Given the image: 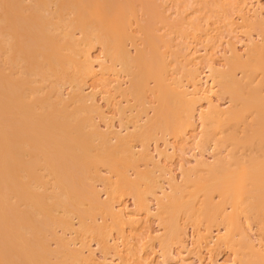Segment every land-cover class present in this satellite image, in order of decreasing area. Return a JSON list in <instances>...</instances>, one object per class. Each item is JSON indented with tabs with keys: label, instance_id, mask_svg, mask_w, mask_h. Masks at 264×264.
<instances>
[{
	"label": "bare ground",
	"instance_id": "6f19581e",
	"mask_svg": "<svg viewBox=\"0 0 264 264\" xmlns=\"http://www.w3.org/2000/svg\"><path fill=\"white\" fill-rule=\"evenodd\" d=\"M137 1L139 2L135 0H120V2L117 0H0V264L75 263V253L67 247L70 246L67 243L70 239L58 234L57 228L73 226L72 216L77 215L81 225L78 230L82 228V233L93 231L94 234L95 231L100 230L97 223L90 219L89 213L86 212L87 208H81L83 198L88 200L86 203L89 205H87L89 210L91 207L90 211L99 210L101 214L116 219L115 222H122L126 217L125 209L115 208L112 203H108L111 202L110 200L101 201L97 189L92 188L90 181L96 178V170L99 171L98 163L105 161L108 171L115 174L116 180L118 178V183L115 181L114 186L110 183L108 185L104 180V184L108 185H104L108 187H106L107 194L113 196L111 194L116 193L117 189L121 188L120 185L123 188L129 187L130 178L125 175L124 170L122 171L121 161L130 154H127L125 149L128 148L127 151L130 152L133 149L129 148L128 137L121 135L122 130L112 131L115 134L109 133L112 135L110 137L107 135L108 132L104 133L106 131L103 132L104 134L101 133L98 123H95L97 120H94L92 114L97 111L102 112L101 109L99 112L100 106L95 104L94 93L88 94L84 91L85 82L92 78H97L106 85L102 77L109 71L115 72L117 66L119 72L130 75L132 91L139 96L147 87L148 80L145 77L149 76L156 82L160 106L155 109V119H153H157L156 123L152 120L151 122L164 125L163 118L167 114L162 116L163 107L166 106V98L172 95L174 104L176 102L175 106L180 105L172 110L176 114L174 116H177H173L176 122L172 124V121L170 128L169 122L167 125L165 121L166 126L162 127L163 130H170L166 132L177 137L187 132H184L186 127L187 130L188 127H192L193 130L195 125V129L201 128L197 146L210 143V140L211 143L214 140L217 147L232 145L233 149L226 156L217 148L219 151L215 157L216 161L211 164L195 158L198 164H201L205 176L203 181L192 180L195 181V185L194 183L192 185L193 187L197 185L199 189H194L201 191L204 200L201 206L193 205L191 219L197 224L203 221V218L211 219L216 215L220 218L224 229L219 239L231 246L234 257L241 264H264V260L261 259L262 254L254 250L251 236H245L244 227H241L242 224L239 222V214L247 216L248 213H252L251 215L262 224L261 231L264 230V18H260L264 14L262 4L257 8L254 20L244 17L246 19L243 23L247 28L256 27L261 42L249 44L247 55L244 56L235 50L232 51L233 57L227 59L225 69L208 67L209 74L206 76L202 75L204 71L200 72L198 67L194 66L192 71L188 70L187 73L192 74L190 77L194 82V89L188 91L187 88L180 89L178 84L177 87H169L166 83L165 61L164 58L162 59V53L158 56L160 51L158 45H155L158 43L150 47L151 41L154 42L158 37L154 35L155 28L151 27L153 31L150 29L151 22L154 23L151 20L157 13V16H163L157 18L165 25L166 18L162 13L159 15L157 5H155V13H152L151 10L155 8L151 9L149 6L152 5L153 0ZM148 1L150 4L146 6L145 2ZM136 3H139L136 8L140 6L149 8V10L144 9L143 19L145 16L150 17L151 13L153 15L151 22L145 23L149 21L148 17L144 22L141 21L144 29L139 27V21V25L137 24L139 29H143L142 32L145 30L144 39L149 38L150 43L147 42L145 45L151 50L156 47L159 51V53L156 51L157 57L154 54L155 49L153 52L150 51L154 54L151 61L147 55L148 48L144 50L143 46L134 45L137 46L135 47L137 50L142 47V53L149 59L143 56L141 58L140 49L139 52L135 50V55L131 54L132 51L128 46L127 40L133 41L135 37L134 32L129 28L132 27L131 19L135 16ZM221 6L219 10L224 9V6ZM144 13L149 14L144 15ZM139 36L137 34V37ZM151 37L154 39L152 40ZM165 41L163 39L164 43ZM95 44L101 47L102 59L92 55L91 49ZM144 58L145 60H142ZM150 66H153L151 70ZM140 68L149 73H143V76ZM237 69L239 70L237 73H242V77H237L239 75L236 73ZM258 70L261 71L260 74L262 73L261 79L258 78L260 76ZM144 79L146 81H143ZM214 80L221 92L230 93L231 106L229 105L228 109L220 108L213 105L212 100H208L209 109L199 112V124H195L197 103L208 99L205 94L212 93ZM65 82L72 88V94L68 95L69 100L65 99L66 95L64 97L60 90ZM124 91L126 89L120 88L121 93ZM69 102L73 103L72 108ZM249 116L251 118H248L250 119L248 122ZM159 124L156 126H162ZM196 137L195 135L194 139ZM118 148L124 150L122 160L120 154L117 156V152L115 153ZM98 149V153L93 154L92 151ZM240 149H247L248 152L239 155ZM127 182V185L122 184ZM176 186L178 185L170 184L169 193H165L164 187L161 186L163 193L160 194L161 197L156 198L159 213L166 215L171 213L167 210L169 204L173 207L176 206L174 204L179 203L180 206L177 205L182 207L181 200L177 199L176 194L179 190ZM131 189L135 191L134 203L142 204L150 212L149 205L145 201L148 197L143 201L140 197V189L138 190L137 187ZM214 193L221 198L219 204L211 198ZM226 203L231 208L230 211H227L229 207H225ZM170 220L172 222V219ZM164 222L167 224L169 236H177L174 220L172 222L174 224H170L167 220ZM78 230L75 232L77 233ZM51 240H54L57 246L54 249L51 248L52 245L50 246ZM187 246L182 245L186 249ZM251 253L253 255L257 253L263 263L261 260L255 261L258 257L254 259L256 256H252ZM70 255L75 257L72 258ZM249 255L254 258L251 256L248 258ZM179 258L176 259L180 262L178 264H186L183 262L184 258L181 257L182 260ZM103 261L107 263L110 259L105 256Z\"/></svg>",
	"mask_w": 264,
	"mask_h": 264
},
{
	"label": "rangeland",
	"instance_id": "374dc122",
	"mask_svg": "<svg viewBox=\"0 0 264 264\" xmlns=\"http://www.w3.org/2000/svg\"><path fill=\"white\" fill-rule=\"evenodd\" d=\"M118 1L120 2V0H117V2ZM135 1L139 2L137 0ZM153 1L152 5L150 4V1H148L149 3L145 2L147 3L146 6H149L148 4H150L149 7L151 9L155 8V10H150L153 11L152 13H155V5H157V10L160 11L159 15L160 13H162L166 18L167 23L165 22V25L163 24L164 22L161 23V21H159L157 17H161L162 15L157 16V13L154 17H156L155 19L158 20H155L154 17L151 20V17L153 16L151 13L150 17L145 16V19H147L148 17L147 20H149L145 21V23L154 21V23L151 22L152 26H150V29L151 27L155 28L154 32L156 34L154 33V35L158 36L156 37L158 41L156 40V38L154 39L151 37L152 40L154 39V42L151 41L150 47L153 46L154 43H158L155 44L158 45V50L160 51V54H158V56H161L162 53V59L164 58L163 61H165V67L167 70V73L165 72L167 76L166 83L171 88H174L178 84L180 85V89L187 88L188 91H192L194 89V82L190 77V72L188 75V70L192 71L193 67L195 66L199 68L198 70L200 72L204 71V74L202 75L206 76L207 74H209L208 67L225 69L227 59L229 60V58L231 59L233 57L232 51L235 50L237 53L244 56L247 55L246 50L249 44H251L252 42H261V39L257 34L258 30H256V27L248 26L247 28V26L243 23L246 18H255L256 10L257 8H259V6H261V4L263 8L262 11H264V0H156L155 4H153ZM230 3H232V5ZM138 4H134V12L135 16H137H134L133 19H131V23H133L131 24L132 27L129 28L130 31L132 29V32H134L135 39L133 38V41L127 40V42L129 44V49L132 51L131 54L133 55H135V50H137L135 49V47L137 48V46H134L135 44L143 46L144 50L148 48L149 53H147V55H149L150 59L147 58V56H144L141 50L142 47L138 48V50L140 49L141 51V58L145 57L151 61V57H153L154 54L156 55L157 52L159 53V51L156 50V47H154V51V49L151 50L149 49L150 47L146 46L149 38L146 37V39H144L145 36L143 33H145V30L142 32L144 27L141 26V23L145 20L143 19L144 17L142 14L144 9L149 10V8H147L146 6H144L146 8H144L143 6H140V8H136ZM221 5L224 6L223 10H219V6ZM145 14L149 13H144V15ZM139 15L141 17H138ZM244 17L246 18L244 19ZM140 18L143 20H139ZM260 18H264V14H262ZM138 21L140 22V25L138 24ZM137 24L143 29H139L137 27ZM154 24L155 26H153ZM77 32L78 31H76V33ZM152 33H150V35ZM77 34L80 35L79 32ZM137 34L138 36H140L137 37ZM131 35H133V33ZM154 35L152 34L151 36ZM142 36L143 41H141ZM163 39L164 41L166 40V43L163 42ZM138 50L137 52H139ZM150 51H154V54H152V52L150 53ZM91 52L92 55L97 59H102L103 53L99 45L95 44V47L91 49ZM144 53L146 54L145 51ZM145 58L142 60H145ZM156 60H158V58ZM150 61H148V63ZM150 65H152L151 62ZM152 67L150 66L149 69L151 70ZM141 69L142 68H140V70ZM238 69L236 73L239 72ZM143 71L142 74H147V72L149 73L147 69V72H145V70ZM155 71H157V69ZM259 71L260 70H258V76L261 72ZM118 72L119 66H117L115 72L109 71L102 77L105 79L104 83L106 85L99 82L97 78L87 80L84 85V91L88 94L94 93L95 104L97 106H100L98 107V109L99 112L100 109L102 112L98 113L97 111L92 114L94 116V120H97L95 123H98L97 126L101 133L106 131L104 133L106 134L108 132L107 135L110 137L115 134L112 131H118L119 129L122 130L121 135H125L128 137L127 140H129L130 142H128L129 148L133 149L134 151L130 152L127 151L128 148L125 149L127 154L130 153L127 155V157L130 158L126 157L125 159L124 157L125 160H122V153H124V150L121 151L119 150V148L115 150V153L117 152V156L118 154H120L119 157H121L122 160V166H120L122 167V171L124 170L125 175L130 178L129 184H131L132 186L130 185V187L128 185L130 188L126 186L123 188L122 185H120L121 188H118V191L116 193H112L111 195L113 196L110 197L108 195L109 193L107 194V186L109 185V183L110 185H112L113 183L115 184V181H117L118 178L116 180L115 174L108 171V166L105 164V161L103 163L101 162L100 164L98 163L99 171L96 170V178L95 180L94 178H92L91 181H89L93 186L91 187L97 189L101 201L106 202L110 200L111 202L108 203H112L115 208H122L123 210L125 209L124 211H127L125 213L126 217H128H125L122 222H115L116 219H112L110 216H107V214H101L102 212H99V210L90 211L91 207L89 210L87 207L88 204L86 203L88 200L83 198L82 205H80L81 208H87V211L86 209L85 211L89 213L90 219L97 223V226H99L98 228H100V230L95 231L94 234L93 231H91V233H86V231L82 233V228L78 230L81 227V225L79 224V219L76 217L77 215L72 216L73 214L71 215V223L73 226L63 227L64 229L62 227L57 228L58 234H61L63 236L65 235L64 237L70 239L67 242L70 246L67 247H70V251L73 250L76 256V259L74 258L76 261L73 259L75 263H73V261L72 263L174 264L175 262H177L179 257H182L184 258L183 262H186V264H241L240 261L234 257L233 250L230 248L231 246L219 239V236H221L224 231L219 217L218 219L215 215V217L213 216L211 219L204 220L203 218V221H201L200 223L198 222L199 224H196V222L194 223V221L191 219V208L194 206H201V204H203L202 201L204 200V196L201 191L194 189L197 188V185L195 187H193L192 185L193 183L195 185V181L192 180L198 179V181H200L199 179H202L201 181H203V177L205 176L201 164H198L195 158L199 161H204L211 164L216 161L215 157L217 156L219 150L222 155L226 156L233 149L231 147L232 145L229 146L227 144L225 145V147H217L214 140L213 143H211L212 140H210V143H205L206 145L202 144L197 146V141L199 139L198 133L201 128L198 127L197 129H195V125V130H192V127H188L187 130L186 127V129H184V132H187L183 133L182 136L177 137H174L175 135L172 133L166 132L170 130H163L162 127L166 126L165 121L167 122V125L169 122V126L172 121V124L176 122L173 119V116L176 114H174V111L172 112V110H174L176 106H178V104L175 106L176 102L174 104L175 100H173L174 97L172 95H166L168 96V99L166 98V106L164 105V112L162 113V116H165L167 114V116L163 118L164 125L158 123L162 126L157 127L158 124H155V121L157 119L154 120V114L155 109L160 106V102L158 99L159 94L156 82L153 79H150L151 77L149 76V79L148 77H145V79L148 80L146 82L147 87H143L145 89L142 90L143 92H140L142 94L139 93V96L132 91L133 86L130 80V75L125 74L124 72ZM152 72H150L151 75L153 74ZM261 74L258 77L260 79L262 77ZM237 75V77L243 76L242 73H237ZM253 77H255V75ZM256 78L255 82L257 81ZM145 79L143 81H146ZM46 82L49 83V81L47 80ZM212 85V95L205 94L208 96V99L200 100V102L197 103V109L199 111H196L198 113L195 112V124H199V112L201 110L206 111L209 109L208 100H212L213 105H217L220 108L225 109L231 106L229 102L230 93L227 94L228 92H221L220 87L216 84L215 80L213 81ZM70 87L71 86L66 83L61 86L62 89H60L63 96L65 97L66 95V100L67 98L69 100L70 97H68V95L70 96L72 94V88ZM120 88H124L126 89V91H124V93H121ZM70 102L68 104L70 108H72L74 105H71L73 103ZM165 107L167 110L165 109ZM160 118L162 119L161 116ZM248 118L251 117H247V121L249 122L250 119ZM151 120L155 123L151 122ZM150 123L155 125L152 126ZM147 127L151 129V131H148L149 129ZM145 129L147 131H145ZM144 131L148 136L144 134ZM152 132L154 133V135ZM109 133L112 135H110ZM143 134L144 136H142ZM195 135L197 136L196 139H194ZM98 151L99 149L95 150V152L93 150L92 152L94 154L98 153ZM245 152H248L247 149H240L239 155ZM137 172L141 176H139ZM80 175L82 176L81 173ZM108 179H111V181ZM104 180L108 185L104 184ZM201 183L204 184L203 182ZM122 184L127 185L128 182ZM170 184L178 185L176 187H178L177 190L179 191L176 195L177 199H179V201L181 200L182 202V207H179V203L174 204V201L173 204L176 206L172 207L170 206L171 204H169L167 210L168 212L171 211V213L169 212V214L173 216L172 218L169 214L166 215L165 213H159L156 200L157 197H161L163 189L165 193H169ZM161 186H163L164 188L162 189ZM247 186L246 188L249 187ZM135 187H137L138 190L140 189V197L143 198V201L146 197H148L145 201H147V205H149V208L151 210L150 212H148V210H146L147 208L142 204L134 203L135 191L131 188ZM159 187L161 189H159ZM193 191L198 192H195L194 194ZM192 193L196 196L192 195ZM212 196L213 197L211 198L213 201L217 203L220 202L221 198L217 196V193L212 194ZM192 197L193 199H191ZM191 201L192 204H190ZM227 204L228 203H226L225 207L228 208L229 206ZM230 210L231 208L229 207L227 211ZM90 213L92 214V216H90ZM251 214L252 213H248V215H250L249 217L247 214V216L239 214V222L240 224H242L241 227H244L243 231L247 234L246 235L243 232L245 236H251V241L255 246H253L254 250L256 249V252L258 251V253H261V259L264 260V230L261 231V228L263 226L258 222L256 218H254V216H252L253 214ZM170 219H172V222L174 220V223L176 224V230L179 232L178 233L176 231L177 236H169L170 234L167 230L168 227L164 220L169 221V223L171 224L172 222ZM77 230L78 232L76 233L75 231ZM184 244L188 245L187 249L182 247V245L184 246ZM51 245V248L53 249L57 247L54 240L50 241V246ZM71 248H74L75 250ZM245 249L246 251L248 250L247 247ZM179 250L181 253L179 252ZM256 254L253 255L251 253L252 256L256 257L254 258L249 255L248 258L251 256L252 258L257 259L258 257V260L255 261H260L261 259H259V256H257ZM261 254L259 255L261 256ZM75 256L73 255V257ZM86 256H88L91 261ZM105 256H108V258L110 259V261L107 263L103 261V258ZM53 260L55 261L56 259L54 258ZM263 260H261L262 263ZM163 261L164 263H162ZM178 263L180 262H177V264Z\"/></svg>",
	"mask_w": 264,
	"mask_h": 264
}]
</instances>
